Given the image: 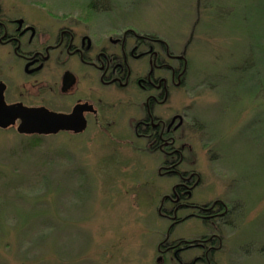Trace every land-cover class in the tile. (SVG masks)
Returning a JSON list of instances; mask_svg holds the SVG:
<instances>
[{"label": "rangeland", "instance_id": "rangeland-1", "mask_svg": "<svg viewBox=\"0 0 264 264\" xmlns=\"http://www.w3.org/2000/svg\"><path fill=\"white\" fill-rule=\"evenodd\" d=\"M1 1L76 10L78 19L90 6L104 25L184 51L186 86L173 102L191 118L188 166L204 181L196 200L244 205L235 234L224 231L218 263L264 264V0ZM129 120L37 142L0 129V264H162L156 249L171 221L157 208L180 177L160 176L163 158L134 148ZM204 228L190 219L172 238Z\"/></svg>", "mask_w": 264, "mask_h": 264}, {"label": "flooded vegetation", "instance_id": "flooded-vegetation-1", "mask_svg": "<svg viewBox=\"0 0 264 264\" xmlns=\"http://www.w3.org/2000/svg\"><path fill=\"white\" fill-rule=\"evenodd\" d=\"M88 11L78 19L73 17L76 10L57 15L0 0L5 102L85 119L83 133L92 126L107 130L106 119H130L134 148L163 158L160 176L180 177L157 208L160 218L171 221L157 245L158 263L219 264L221 251H226L224 231H230L228 237L235 234L244 205L196 200L204 181L202 173L188 166L187 155L195 150L188 140L191 118L182 103L173 102L186 86L184 51L175 52L158 37L122 30L116 23L104 25L92 7ZM190 219L202 223L203 231L173 239L175 227ZM234 243L236 249L244 246Z\"/></svg>", "mask_w": 264, "mask_h": 264}, {"label": "water", "instance_id": "water-1", "mask_svg": "<svg viewBox=\"0 0 264 264\" xmlns=\"http://www.w3.org/2000/svg\"><path fill=\"white\" fill-rule=\"evenodd\" d=\"M5 86L0 84V129L17 127L21 136H52L61 132L81 134L86 129L85 119H76L48 111L28 108L21 104L8 105L4 98Z\"/></svg>", "mask_w": 264, "mask_h": 264}, {"label": "trees", "instance_id": "trees-1", "mask_svg": "<svg viewBox=\"0 0 264 264\" xmlns=\"http://www.w3.org/2000/svg\"><path fill=\"white\" fill-rule=\"evenodd\" d=\"M33 139H34L35 142H37V141H40V140H41V137H39V136H34ZM34 141H33V142H34ZM34 144H36V143H34Z\"/></svg>", "mask_w": 264, "mask_h": 264}]
</instances>
